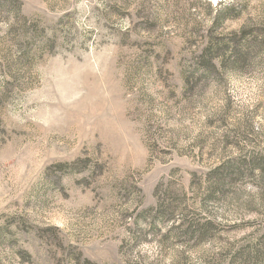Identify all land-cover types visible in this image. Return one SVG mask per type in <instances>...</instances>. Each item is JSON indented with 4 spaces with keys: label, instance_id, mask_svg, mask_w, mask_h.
Wrapping results in <instances>:
<instances>
[{
    "label": "rangeland",
    "instance_id": "1",
    "mask_svg": "<svg viewBox=\"0 0 264 264\" xmlns=\"http://www.w3.org/2000/svg\"><path fill=\"white\" fill-rule=\"evenodd\" d=\"M8 1L0 264H264V0Z\"/></svg>",
    "mask_w": 264,
    "mask_h": 264
},
{
    "label": "trees",
    "instance_id": "2",
    "mask_svg": "<svg viewBox=\"0 0 264 264\" xmlns=\"http://www.w3.org/2000/svg\"><path fill=\"white\" fill-rule=\"evenodd\" d=\"M9 3V1L8 2H3V3H1L0 4V6L2 7V8H5V7H7V9L10 7V4L12 3V1H11V3L10 4H8ZM231 6V5H230ZM6 9V8H5ZM243 163V162H242ZM242 163H239L238 165H236V173L238 172V171H243V166H242ZM254 166H255V164H254ZM221 181H223V178L221 179Z\"/></svg>",
    "mask_w": 264,
    "mask_h": 264
}]
</instances>
